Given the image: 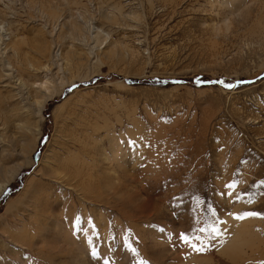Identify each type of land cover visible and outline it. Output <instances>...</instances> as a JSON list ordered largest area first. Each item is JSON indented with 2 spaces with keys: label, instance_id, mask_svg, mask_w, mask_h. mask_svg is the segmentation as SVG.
<instances>
[{
  "label": "rangeland",
  "instance_id": "obj_1",
  "mask_svg": "<svg viewBox=\"0 0 264 264\" xmlns=\"http://www.w3.org/2000/svg\"><path fill=\"white\" fill-rule=\"evenodd\" d=\"M0 160V264H260L264 0H0Z\"/></svg>",
  "mask_w": 264,
  "mask_h": 264
},
{
  "label": "snow or ice",
  "instance_id": "obj_2",
  "mask_svg": "<svg viewBox=\"0 0 264 264\" xmlns=\"http://www.w3.org/2000/svg\"><path fill=\"white\" fill-rule=\"evenodd\" d=\"M197 84L200 83L199 80L196 81ZM213 83H217L220 86H222L223 88H225L226 90H232L235 88H239L242 84L244 83H250V82H246V81H238L236 83H227L224 80H219V81H215ZM135 145V142H129V146L132 147ZM236 182L233 181L232 183L226 184L225 188L227 189V192L225 193L228 196H233L235 195V199L237 201L242 200L245 196H248V203H253L254 200L252 198V196L249 195L248 192L243 193L242 195L236 192ZM260 187L264 188V182H261ZM233 219L236 220H244L247 218H260V219H264V213H260L258 211H246L240 214H231ZM221 223V221L217 220L215 221L213 224L209 225L208 227H201L200 229H198L197 231L201 234H205L207 239L202 238V236L200 235H189V234H185V233H181L179 235V242L184 244L185 246L191 248L193 251L196 252H203V251H207L208 250V245L211 243L212 240L216 239V237L219 235L220 233V229L217 225H219ZM125 247L129 248V250L135 254L136 250L131 248L127 242L125 243ZM91 255L93 257H96L97 253L95 250L92 251ZM105 264H109V262L107 260H105ZM138 264H148L147 261H140L138 262ZM260 264H264V261H260Z\"/></svg>",
  "mask_w": 264,
  "mask_h": 264
},
{
  "label": "bare ground",
  "instance_id": "obj_3",
  "mask_svg": "<svg viewBox=\"0 0 264 264\" xmlns=\"http://www.w3.org/2000/svg\"><path fill=\"white\" fill-rule=\"evenodd\" d=\"M232 2H237V0H231ZM242 1V0H241ZM140 16V15H139ZM132 18H137L138 19V15L137 14H132ZM6 26V25H5ZM6 28V27H5ZM5 30V29H4ZM1 31H3V29L1 30ZM93 33V35L91 36L92 37V41H94L95 42V45L97 44V43H99L102 39H101V34H102V32H101V30H98L97 28H95L94 29V31L92 32ZM5 34V33H4ZM103 35V34H102ZM1 36H3V34L1 35ZM108 37V36H107ZM101 39V40H100ZM6 41V40H5ZM101 43H102V41H101ZM93 44V43H92ZM94 45V47H93V49L95 48H97L98 46H99V44H98V46H95ZM114 52V51H113ZM109 53H111V52H109ZM108 53V54H109ZM73 54V53H72ZM112 55V54H111ZM113 55H115V54H113ZM108 56H110V55H108ZM116 56V55H115ZM113 57V56H112ZM66 59V58H65ZM44 70V69H43ZM61 86L63 85V84H60ZM60 86V87H61ZM34 87V86H33ZM35 87L36 88H38V89H40V90H42V92H40L41 93V96H40V100H38L37 102H36V106H37V111H36V113L37 114H39L40 113V111H41V108H42V105L45 103V102H47V101H49L50 99H51V97L54 95V94H56L57 93V91L58 90H56L55 89V86L52 84V82H50L48 79H44V80H41L39 83H36L35 84ZM35 88V89H36ZM62 88V87H61ZM60 89V88H59ZM35 102V101H34ZM40 134V132L38 131V133L37 134H34L33 135V137H34V140H33V142L35 143L37 140H38V135ZM30 144H32V141H31V143ZM115 154V153H114ZM1 163H2V161L0 160V196L3 194V192L5 191V189L10 185V183L15 179V177L18 175V173H19V169H20V167L18 168H16V169H13V170H8V171H6L5 170V168H4V166L3 165H1ZM4 173V174H3ZM9 173V174H8ZM26 193H27V195H28V192H32V190H33V181H26ZM25 188H24V190H25ZM39 188V187H38ZM38 190V189H37ZM23 194V196H24V193H22ZM26 195V194H25ZM22 196V197H23ZM21 198V197H20ZM12 206V205H11ZM8 207V206H7ZM10 209H12V207L10 208ZM10 209H9V211H10ZM87 239V238H86ZM228 245H230V244H228ZM232 249V248H231ZM234 251V250H233Z\"/></svg>",
  "mask_w": 264,
  "mask_h": 264
}]
</instances>
